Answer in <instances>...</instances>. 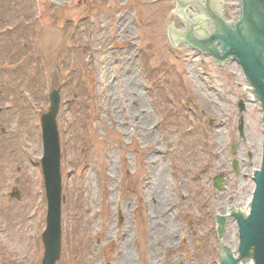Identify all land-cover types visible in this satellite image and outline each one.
<instances>
[{
	"label": "rangeland",
	"instance_id": "obj_1",
	"mask_svg": "<svg viewBox=\"0 0 264 264\" xmlns=\"http://www.w3.org/2000/svg\"><path fill=\"white\" fill-rule=\"evenodd\" d=\"M37 1L0 33V264L44 256L39 119L58 88L55 264H212V214L243 208L257 168L255 105L235 63L217 70L209 57L166 47V22L180 28L172 0ZM225 1L229 21L238 0ZM23 43L27 56L3 71ZM224 240L234 242L229 217Z\"/></svg>",
	"mask_w": 264,
	"mask_h": 264
},
{
	"label": "water",
	"instance_id": "obj_2",
	"mask_svg": "<svg viewBox=\"0 0 264 264\" xmlns=\"http://www.w3.org/2000/svg\"><path fill=\"white\" fill-rule=\"evenodd\" d=\"M172 1L175 7L177 0ZM238 3L239 17H229L232 20L228 22L223 15L225 0H179L175 20L180 28L166 22V47L180 46L211 57L217 63H214L217 70L224 68L228 62H235L240 81L247 80L241 93H246V99L254 101L255 105L257 168L250 170L251 201H245L243 208H223L226 217L232 214L230 211H234L233 217L229 216L232 218L234 242L223 239L226 219L212 214L216 254L212 264L218 262L219 244V264H264V0H239ZM173 10L169 8V18H174ZM169 26V36L174 47L167 38ZM49 99L50 111L41 117V164L47 199L46 228L42 234L44 257L41 264H55L59 260L61 247L62 187L60 142L56 124L59 90L53 91ZM239 129L241 131V126ZM236 166L237 162H234L233 168L237 173ZM222 177L219 175L214 178V186L219 190L223 187L220 182ZM11 196L19 199L18 192ZM248 203V214L241 213H246ZM215 216L218 238L223 239L221 243L216 235ZM230 249L234 253L237 249L236 255Z\"/></svg>",
	"mask_w": 264,
	"mask_h": 264
},
{
	"label": "flooded vegetation",
	"instance_id": "obj_3",
	"mask_svg": "<svg viewBox=\"0 0 264 264\" xmlns=\"http://www.w3.org/2000/svg\"><path fill=\"white\" fill-rule=\"evenodd\" d=\"M74 0H48L49 4L51 6H53L54 4L56 6H60L62 3H66V4H70L72 3ZM78 4L82 3L83 0H75ZM53 4V5H52Z\"/></svg>",
	"mask_w": 264,
	"mask_h": 264
},
{
	"label": "trees",
	"instance_id": "obj_4",
	"mask_svg": "<svg viewBox=\"0 0 264 264\" xmlns=\"http://www.w3.org/2000/svg\"><path fill=\"white\" fill-rule=\"evenodd\" d=\"M76 129V128H75ZM78 132V131H77ZM75 136L78 135V134H74Z\"/></svg>",
	"mask_w": 264,
	"mask_h": 264
}]
</instances>
